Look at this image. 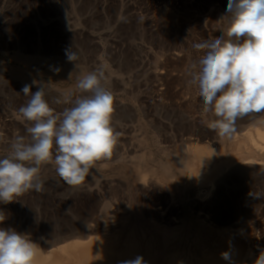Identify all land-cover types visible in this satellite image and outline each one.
I'll list each match as a JSON object with an SVG mask.
<instances>
[{
    "label": "rangeland",
    "instance_id": "374dc122",
    "mask_svg": "<svg viewBox=\"0 0 264 264\" xmlns=\"http://www.w3.org/2000/svg\"><path fill=\"white\" fill-rule=\"evenodd\" d=\"M227 5L228 0H0V158L9 153L15 135H28L29 123L18 114L30 98L22 92L26 84L35 92L39 84L47 83L46 99L58 112L66 106L55 102L62 93L78 94L75 84L80 71L101 65L113 93V124L119 133L111 158L98 161L90 170L86 181H99L89 187L90 192L88 188L87 193L66 192L67 200L63 199V180L54 165H42L43 190H30L17 200L0 203L5 217L0 227L44 237L76 221L75 216L96 209L101 200L102 207L105 203L121 206L118 214L123 215L127 199L122 189L126 182L131 189L141 165L167 163L171 158L193 160L197 156L189 149L194 146H207L218 163L237 164L238 140L255 127L264 128V113L238 119L235 133L220 138L207 127L211 114H203L198 89L188 85L186 76L189 64L202 55L193 44L213 39L226 28ZM71 48L79 54L77 70L65 54ZM112 194L117 195L115 206ZM68 208L70 212L65 213ZM178 209L174 216L182 220L171 228L188 232L191 218ZM181 216L188 220L183 222ZM181 221L184 225L179 226Z\"/></svg>",
    "mask_w": 264,
    "mask_h": 264
},
{
    "label": "bare ground",
    "instance_id": "6f19581e",
    "mask_svg": "<svg viewBox=\"0 0 264 264\" xmlns=\"http://www.w3.org/2000/svg\"><path fill=\"white\" fill-rule=\"evenodd\" d=\"M198 146L189 149L197 156L193 160L170 157L167 163L141 165L131 189L127 182L126 188H121L127 199L123 215L118 214L123 209L119 205L112 208L105 203L102 207L98 193L101 208L96 201V209L87 212L85 208V213L75 216L76 221L64 223L66 227L55 225L54 233L29 236L37 244L34 264H122L137 256L143 257L145 264H254L264 250V128L255 127L241 136L233 152L239 157L237 164L218 163L214 151ZM96 182L86 181L77 188L63 182V199L67 200L71 191L89 190ZM114 196L113 205L117 201ZM179 207L191 218L192 223L181 216L192 226L188 232L171 228L182 220L174 216ZM221 253H228L229 259Z\"/></svg>",
    "mask_w": 264,
    "mask_h": 264
},
{
    "label": "clouds",
    "instance_id": "9594fccd",
    "mask_svg": "<svg viewBox=\"0 0 264 264\" xmlns=\"http://www.w3.org/2000/svg\"><path fill=\"white\" fill-rule=\"evenodd\" d=\"M226 17L221 35L193 44L202 55L186 69L188 85L195 86L202 99L203 114H211L206 125L220 138L235 133L238 119L264 113V0H228ZM65 54L79 69V54L72 48ZM46 86L39 84L35 92L31 85L22 88L30 98L18 114L29 123L28 135H15L9 153L0 158V203L17 200L30 190L42 191V165L53 164L57 176L77 188L98 161L113 155L119 133L113 124L114 97L104 67L80 71L75 84L78 94L62 93L55 102L66 106L58 112L46 99ZM4 220L0 214V224ZM36 254L37 244L28 235L0 227V264H34ZM221 256L229 259L228 253ZM122 264L145 262L137 256ZM254 264H264V250Z\"/></svg>",
    "mask_w": 264,
    "mask_h": 264
}]
</instances>
